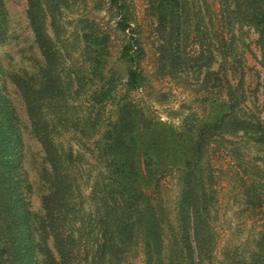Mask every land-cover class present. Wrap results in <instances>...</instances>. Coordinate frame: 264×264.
<instances>
[{
    "label": "trees",
    "instance_id": "trees-1",
    "mask_svg": "<svg viewBox=\"0 0 264 264\" xmlns=\"http://www.w3.org/2000/svg\"><path fill=\"white\" fill-rule=\"evenodd\" d=\"M108 3L120 16L117 60L127 65L125 75L110 61L111 36L101 23L81 18L82 29L66 36L65 0H28L40 79L14 80L45 154L49 193L37 225L21 175L18 117L0 89V264H215L220 182L209 150L220 140L231 144L226 151L243 167L244 177L236 172L234 181L239 213L260 228L252 248L225 247L222 264H264V97L260 107H249L235 43L236 27L253 28L264 72V0H149L157 73L190 83L200 96L201 110L190 109L181 127L152 117L135 100L132 92L147 82L142 38L127 0ZM48 17L54 36L46 33ZM6 21L0 0V38ZM77 41L81 53L69 66ZM67 134L95 163L73 143L64 146ZM82 139L93 140V149ZM242 144L259 148L263 165L241 163ZM174 172L179 192L171 208L161 180Z\"/></svg>",
    "mask_w": 264,
    "mask_h": 264
},
{
    "label": "rangeland",
    "instance_id": "rangeland-1",
    "mask_svg": "<svg viewBox=\"0 0 264 264\" xmlns=\"http://www.w3.org/2000/svg\"><path fill=\"white\" fill-rule=\"evenodd\" d=\"M6 12V25L3 37L0 38V89L15 108L20 134L22 138L21 150V175L24 179L30 208L34 214L35 224H39L45 214L44 197L49 193V185L44 177L43 171L47 166L45 154L40 141L32 131L29 117L21 93L14 80L15 75H29L39 81V66L42 60L35 34L31 28L28 17V0H1ZM67 7L63 9L60 19L63 31L67 35L82 29L81 18H92L101 23L102 27L110 33L109 49L111 52V63H114L118 75H125L127 65L122 60H117L119 50L123 42V35L116 33L115 25L120 16L109 8L108 0H65ZM212 1V0H211ZM129 10L133 17L132 24L139 30L142 45L145 50L143 68L147 74V82L144 87L133 91L132 94L139 105L144 107L147 114L160 118L181 127L184 116L190 109L201 110L197 102L200 96L190 87V83H184L169 77H161L156 71L158 36L155 31L156 19L147 12L149 0H127ZM46 33L54 36L51 18L46 21ZM258 34L248 26L236 27V42L241 55L240 71L245 81V91L249 107H260L263 101V68L260 63L261 51L257 42ZM82 43L74 42L70 55L67 59L70 66L72 59L78 58L81 53ZM70 57V56H69ZM82 58V56H81ZM75 60V59H74ZM110 66V64H109ZM234 74L235 82L241 76ZM124 88L122 85L121 90ZM125 89V88H124ZM123 91V90H122ZM203 90L201 89V92ZM201 92H198L201 94ZM224 98L225 95L220 93ZM109 103L104 115L112 112ZM220 110V109H218ZM227 138H230L228 136ZM232 138V137H231ZM238 141L237 138H232ZM64 146L74 144L75 149H82L89 163H95L90 152L78 143L70 139V135L63 136ZM90 145L93 149V140L82 139V144ZM225 147H232L222 140L211 144L209 156L215 172L219 178V218L217 220L218 245L217 260L215 264H222L224 260V248L234 245H242L249 249L255 234L260 229L255 218L245 219L244 214L239 213L241 207L235 203V197L240 188L235 187L239 182L235 181L236 172L244 177L243 167L226 151ZM241 163L256 161L263 165L258 159L261 156L259 148L251 147L249 144L240 145ZM244 164V163H243ZM237 165V166H236ZM96 169V167H94ZM96 172V170L94 171ZM164 202L173 207L174 200L179 192L177 173L167 174L161 180ZM154 184L147 186L146 191L151 192ZM83 196L89 191V185L84 184ZM170 208V209H171Z\"/></svg>",
    "mask_w": 264,
    "mask_h": 264
}]
</instances>
